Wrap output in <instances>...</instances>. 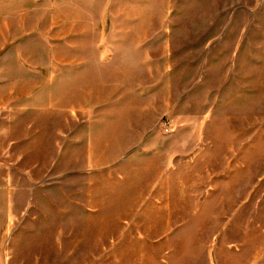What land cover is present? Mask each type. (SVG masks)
<instances>
[{
	"label": "rangeland",
	"instance_id": "rangeland-1",
	"mask_svg": "<svg viewBox=\"0 0 264 264\" xmlns=\"http://www.w3.org/2000/svg\"><path fill=\"white\" fill-rule=\"evenodd\" d=\"M140 233L264 264V0H0V264H140Z\"/></svg>",
	"mask_w": 264,
	"mask_h": 264
},
{
	"label": "crops",
	"instance_id": "crops-1",
	"mask_svg": "<svg viewBox=\"0 0 264 264\" xmlns=\"http://www.w3.org/2000/svg\"><path fill=\"white\" fill-rule=\"evenodd\" d=\"M120 202L122 203H127V202H133L136 204L140 203V197H132V196H127L126 198L122 199ZM140 211V207L137 210V212ZM140 218H143V215L140 211ZM146 240V242H145ZM152 240V238L150 237H146L145 235L140 233V264H149V261L151 260L148 255H147V260L145 259V253H147V251H152L153 253V264L155 263L156 260V249L154 246H151L152 244L150 243V241ZM170 238H168L166 241L169 242ZM150 243V244H149ZM149 245L151 246V248L149 247ZM158 254V252H157ZM123 264V263H121ZM165 264H170L169 261L167 260Z\"/></svg>",
	"mask_w": 264,
	"mask_h": 264
},
{
	"label": "built area",
	"instance_id": "built-area-1",
	"mask_svg": "<svg viewBox=\"0 0 264 264\" xmlns=\"http://www.w3.org/2000/svg\"><path fill=\"white\" fill-rule=\"evenodd\" d=\"M167 124H169L168 122H164V126H167Z\"/></svg>",
	"mask_w": 264,
	"mask_h": 264
}]
</instances>
